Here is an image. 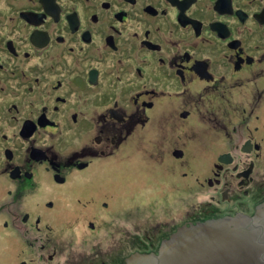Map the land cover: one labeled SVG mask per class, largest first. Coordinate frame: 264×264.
<instances>
[{
	"label": "flooded vegetation",
	"instance_id": "obj_1",
	"mask_svg": "<svg viewBox=\"0 0 264 264\" xmlns=\"http://www.w3.org/2000/svg\"><path fill=\"white\" fill-rule=\"evenodd\" d=\"M215 133L226 151L212 149ZM260 133L264 0H0V264L111 263L100 238L79 250L53 233L43 212L65 209L63 197H33L40 168L63 185L130 147L188 177L209 155L200 186L237 204L264 181ZM229 203L177 216L198 222L260 205ZM179 227L145 232L148 249L133 251L157 252Z\"/></svg>",
	"mask_w": 264,
	"mask_h": 264
},
{
	"label": "rangeland",
	"instance_id": "obj_2",
	"mask_svg": "<svg viewBox=\"0 0 264 264\" xmlns=\"http://www.w3.org/2000/svg\"><path fill=\"white\" fill-rule=\"evenodd\" d=\"M262 123L260 122L259 125L263 126ZM263 134L260 133V136L263 137ZM246 135L239 138L248 137ZM213 136L215 141L212 149L226 151L229 144L225 136L220 133H215ZM236 152L240 155V151L236 150ZM208 159L209 155H203L202 161L206 163L201 166L192 164L195 173L190 172L189 176L185 177L177 173L176 163L163 165L155 160L149 162L141 155L137 156L130 147H124L117 156L94 159L90 169L73 172L72 181L63 185L55 184L49 173L40 168L35 177L36 192L33 193V197H47L53 194L63 197L58 208L65 209L55 208L53 211L43 212L45 221L52 226L53 233L61 242L67 241L80 250L88 248L91 240L98 237L101 246L110 248V257H108L110 264H129L127 255L135 247L148 249V244H144L145 232L168 231L173 225H181L185 222L183 220L187 217L180 218L177 213L183 211L186 205L189 206L191 213L204 203H207L208 210L231 207L221 196L211 201L208 193L203 191L209 186L206 183L204 187L200 186L203 174H209L208 171L204 172L208 166ZM258 164L257 176H260L264 174L263 155L258 156ZM257 176H254L256 181ZM257 186L259 189L254 191L253 199L229 204L246 208L247 212L253 211L254 207L251 208V204L264 199V190H260L264 186V181L258 182ZM208 190L210 192V189ZM91 195L96 198L97 204L107 201L108 206L112 205L113 208L90 210ZM209 216V213L205 215V217ZM91 220L95 224L94 230L88 228V221ZM192 223L197 222L189 221L188 225ZM164 237L163 235L158 238V248ZM120 246L121 248L118 249ZM155 247L156 242L153 249ZM83 258L90 259V257ZM57 260L63 264L67 263V257H57Z\"/></svg>",
	"mask_w": 264,
	"mask_h": 264
},
{
	"label": "water",
	"instance_id": "obj_3",
	"mask_svg": "<svg viewBox=\"0 0 264 264\" xmlns=\"http://www.w3.org/2000/svg\"><path fill=\"white\" fill-rule=\"evenodd\" d=\"M129 264H264V199L252 214L182 222L157 253L135 250Z\"/></svg>",
	"mask_w": 264,
	"mask_h": 264
},
{
	"label": "trees",
	"instance_id": "obj_4",
	"mask_svg": "<svg viewBox=\"0 0 264 264\" xmlns=\"http://www.w3.org/2000/svg\"><path fill=\"white\" fill-rule=\"evenodd\" d=\"M142 249V248H141Z\"/></svg>",
	"mask_w": 264,
	"mask_h": 264
}]
</instances>
